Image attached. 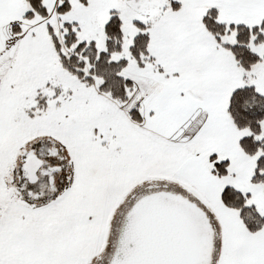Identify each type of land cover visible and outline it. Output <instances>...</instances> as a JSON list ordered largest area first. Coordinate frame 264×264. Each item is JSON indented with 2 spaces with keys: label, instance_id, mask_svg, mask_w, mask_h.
Returning a JSON list of instances; mask_svg holds the SVG:
<instances>
[{
  "label": "snow or ice",
  "instance_id": "6c2138e0",
  "mask_svg": "<svg viewBox=\"0 0 264 264\" xmlns=\"http://www.w3.org/2000/svg\"><path fill=\"white\" fill-rule=\"evenodd\" d=\"M0 264H264V0H0Z\"/></svg>",
  "mask_w": 264,
  "mask_h": 264
}]
</instances>
